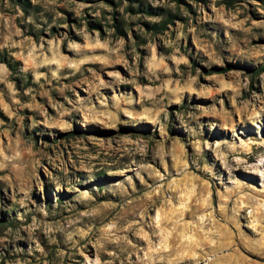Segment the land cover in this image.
<instances>
[{
	"label": "rangeland",
	"instance_id": "1",
	"mask_svg": "<svg viewBox=\"0 0 264 264\" xmlns=\"http://www.w3.org/2000/svg\"><path fill=\"white\" fill-rule=\"evenodd\" d=\"M0 51V264H264V0H0Z\"/></svg>",
	"mask_w": 264,
	"mask_h": 264
},
{
	"label": "trees",
	"instance_id": "2",
	"mask_svg": "<svg viewBox=\"0 0 264 264\" xmlns=\"http://www.w3.org/2000/svg\"><path fill=\"white\" fill-rule=\"evenodd\" d=\"M0 62H3L12 71L15 70V66L18 63L17 61H14L12 57L1 51H0Z\"/></svg>",
	"mask_w": 264,
	"mask_h": 264
}]
</instances>
